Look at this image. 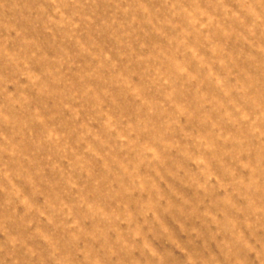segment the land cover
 <instances>
[{"label":"rangeland","instance_id":"obj_1","mask_svg":"<svg viewBox=\"0 0 264 264\" xmlns=\"http://www.w3.org/2000/svg\"><path fill=\"white\" fill-rule=\"evenodd\" d=\"M0 264H264V0H0Z\"/></svg>","mask_w":264,"mask_h":264}]
</instances>
